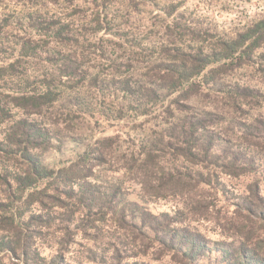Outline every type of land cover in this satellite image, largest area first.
<instances>
[{"label":"rangeland","instance_id":"374dc122","mask_svg":"<svg viewBox=\"0 0 264 264\" xmlns=\"http://www.w3.org/2000/svg\"><path fill=\"white\" fill-rule=\"evenodd\" d=\"M262 18L264 0H0V141L18 123L36 122L43 131L37 157L57 176L83 157L93 162L90 156L103 150L89 185L65 177V186L53 194L55 182L44 178L22 189L16 205L23 233L30 236L27 264H181L160 251L148 227L159 214L173 216L185 198L170 191L156 195V177L161 169H194L162 147L170 125L209 110L211 96H197L188 108L161 119L162 106L177 92L161 105L144 90L155 71L156 77L175 71L173 61L193 47L191 34L200 38L198 46L206 45ZM229 84L260 92L259 104L242 117L264 120V45L216 87ZM38 104L39 113H29ZM221 117L238 122L235 116H218L217 122ZM212 130L223 133L221 125ZM15 151L8 145L0 155V170L20 173ZM258 157L263 165L255 174L224 178L228 191L206 201L208 211L202 206L200 214L180 216V226L199 232L209 247L225 236L230 240L233 230L222 232L219 222L231 216L248 184L258 180L264 194V149ZM82 191L114 194L101 207L104 216H83ZM200 193L205 191L193 189L191 195ZM24 259L0 251V264H26ZM197 264L221 262L208 253Z\"/></svg>","mask_w":264,"mask_h":264},{"label":"trees","instance_id":"16d2710c","mask_svg":"<svg viewBox=\"0 0 264 264\" xmlns=\"http://www.w3.org/2000/svg\"><path fill=\"white\" fill-rule=\"evenodd\" d=\"M172 11L171 8L164 16L171 15ZM192 35L193 47L173 61L177 63L175 71L160 72L158 77L155 71L149 76V87L144 90L161 105L165 98L177 92L173 100L162 106L161 119L181 112V108H188L197 96H211L209 110L172 123L170 132L165 135L168 140L164 142L162 151L166 149L172 158L186 161L194 169L178 174L161 169L159 177H156V195L170 191L174 196L184 197L185 202L173 210V216L165 213L156 216V222L148 228L156 232V246L160 251L171 255L181 264H197L208 253L218 254L221 264H264V194L258 180L246 186L244 197L239 200L231 216L219 222L222 232L233 230L228 237L230 240L225 236L222 241L209 247L199 232L180 226V216L200 214L202 206L208 211L206 201L215 200L228 191L224 178L255 174L263 165L262 161L259 163L258 154L264 149V120L244 118L246 114L242 115L253 105L259 104L260 92L239 84H229L224 89L216 86L229 72L247 66L253 54L264 45V18L247 24L233 35L219 36L206 45L198 46L200 38ZM3 69L0 68V72ZM127 89L130 90L129 87ZM33 99L41 100L43 96ZM32 107L29 113H39L40 104ZM218 116H226L230 120L235 116L238 122H225L222 117V121L217 122ZM217 125L223 128L221 136L212 130ZM42 136L43 131L36 122L22 121L0 141V155L7 154L8 145H15L17 151L14 153L17 154L13 159L21 161L20 173L12 174L6 170V166L0 170V214L4 216L0 220V251H9L23 259L28 254L27 241L30 236L23 233L24 228L19 222L20 206L16 205L22 189L44 178L55 182L56 186L51 190L53 194L65 186L66 178L80 177L84 185H89L86 181L92 175L96 165L94 161L103 155V150L99 148L89 158L93 162L87 156L83 157L57 176L52 170L44 168L37 157L36 150L40 148ZM233 137H236V144H233ZM193 189L205 191V194L191 195ZM94 195V192H81L82 214L100 219L104 216L101 207L108 204L114 194L108 198ZM20 205L25 206L24 202ZM92 205L98 206L96 211ZM125 214V210L121 209L122 218ZM32 218L39 219L40 216Z\"/></svg>","mask_w":264,"mask_h":264}]
</instances>
